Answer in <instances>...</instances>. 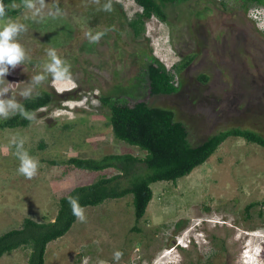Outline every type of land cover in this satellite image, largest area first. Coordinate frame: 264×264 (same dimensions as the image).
Returning <instances> with one entry per match:
<instances>
[{"label":"rangeland","instance_id":"1","mask_svg":"<svg viewBox=\"0 0 264 264\" xmlns=\"http://www.w3.org/2000/svg\"><path fill=\"white\" fill-rule=\"evenodd\" d=\"M34 3L38 12L25 8L10 16L26 26L13 38L25 57L15 66L7 65L0 88L7 86L8 91L0 99L20 104L47 90L53 100L30 112L34 115L28 125L0 128V235L22 226L25 217L54 220L60 198L74 187L119 172L114 167L90 170L53 161L100 158L107 153L145 156L146 151L115 137L103 96L174 109L193 144L231 126L264 133L259 118L264 113V84L252 82L254 74L259 78L260 71L264 73V65L235 64L238 69L224 71L230 54L214 36L224 17L208 10V0L170 3L168 20L151 17L139 38L128 24L142 11L135 0ZM106 4L110 10H105ZM234 18L242 19L264 52V13L246 12ZM86 32L103 35L90 42ZM51 50L70 65L71 81L52 83L47 67ZM251 52L260 53L252 47ZM191 54L193 61L176 72L174 65ZM152 55L175 73L178 92L150 93L147 62ZM200 74L208 80L200 79ZM38 75L43 79L37 81ZM247 78L248 88L240 87ZM14 111L9 109L8 116ZM21 140L23 149H18ZM23 150L39 162L32 178L19 172L17 152ZM128 184L126 177L120 179V186ZM151 186L153 198L137 224L133 193L84 206L86 220L77 219L66 234L48 243L45 264H83L85 257L87 264L101 260L104 264H264L263 146L230 136L190 174ZM134 225L138 229L133 230ZM117 250L122 252L119 260L114 257ZM30 251L27 246L15 249L0 257V264H27Z\"/></svg>","mask_w":264,"mask_h":264},{"label":"trees","instance_id":"2","mask_svg":"<svg viewBox=\"0 0 264 264\" xmlns=\"http://www.w3.org/2000/svg\"><path fill=\"white\" fill-rule=\"evenodd\" d=\"M142 7L128 24L135 37H141L146 31V22L153 16L163 21L168 20L167 7L170 3L187 0H135ZM264 2V0H258ZM8 15H19L24 9L25 0H4ZM194 59L188 55L174 65L176 72L186 68ZM147 74L150 93L173 94L179 91L175 73L168 69L161 60L150 56L147 62ZM203 81L208 76L200 74ZM53 95L42 90L22 102L28 112L36 111L50 104ZM103 103L110 109V122L115 137L125 140L146 151L141 157L133 153H107L100 158L71 156L66 161L70 165L90 170H103L114 167L119 170L112 176H103L95 182L74 187L60 198L57 215L52 221H37L25 217L22 226L10 229L0 235V257L20 247L31 249L27 264H45L47 245L51 240L66 234L77 217L73 214L68 202L69 196L79 197L84 207L96 205L107 198H119L133 193V204L136 224L144 217L147 207L153 198L152 183L160 180L176 182L180 177L190 174L197 166L203 164L217 148L230 136L242 137L248 142L264 147V133L251 127L231 126L208 135L202 142L193 144L189 137L186 123L176 118L175 110L168 107L154 106L146 100L134 103L120 101L107 95ZM28 116L22 115L17 108L13 114L0 119V128L26 126ZM145 167L143 171L141 167ZM126 177L129 184L120 186V179ZM264 204V199L261 201ZM255 202L249 206L254 205ZM248 206V208H249ZM133 230L138 229L134 225ZM196 264H202L198 262Z\"/></svg>","mask_w":264,"mask_h":264},{"label":"clouds","instance_id":"3","mask_svg":"<svg viewBox=\"0 0 264 264\" xmlns=\"http://www.w3.org/2000/svg\"><path fill=\"white\" fill-rule=\"evenodd\" d=\"M43 6V5H41ZM24 7L26 9H35L36 8L34 0H25ZM105 10H110L111 5H104ZM35 13H33L34 15ZM24 18H27L25 16ZM26 26L21 20L13 19L8 15V7L4 3V0H0V64L3 67H0V82L4 81V74L9 71L7 65L11 64L15 66L17 63L24 60L25 52L21 44L14 40L13 38L20 32L21 29H24ZM85 35L89 37L90 42H96L103 35L102 32H96L95 35H92L90 32H86ZM51 62L48 64V70L52 73L54 79L53 84H61L71 81V75L69 73L70 65L67 64L60 56L56 54L55 50L50 51ZM37 81L43 79V76H36ZM8 87L0 88V94L7 92ZM23 95H28L27 92H24ZM19 109L24 116L31 117L34 113H30L24 109L23 105L18 104L14 99H0V115L7 117L9 114V109ZM18 149H23V140L20 141ZM17 154L21 159V166L19 172L24 174L27 178H32L37 173L38 160L30 155L28 151H18ZM68 202L72 208L73 214L77 217L79 221H85V209L79 203V197L69 196ZM122 256V252L117 250L114 253L115 259L119 260ZM83 264H87V257L84 258ZM99 264H104V261H100Z\"/></svg>","mask_w":264,"mask_h":264},{"label":"flooded vegetation","instance_id":"4","mask_svg":"<svg viewBox=\"0 0 264 264\" xmlns=\"http://www.w3.org/2000/svg\"><path fill=\"white\" fill-rule=\"evenodd\" d=\"M208 3V10L211 13L219 12V15L224 17L219 21L221 29L216 31L214 35L216 42L222 44L224 49L229 52L231 57V59L229 57V59L225 60L227 67L224 68V71L227 72V69H229L233 72L235 68L238 69L239 67L235 66V64L242 66L249 63L258 67L264 65V52L261 49V42H255V40L251 38V34L249 33L246 25L242 23L241 18L239 20L234 18L237 15L241 17L246 12L251 15V12L253 13L254 11H256L257 15L259 14L261 16L264 13V2L258 0H208ZM232 4H234V6ZM251 47L252 49L255 48L256 50H259L260 53L257 56H253ZM237 56L238 58H236ZM236 60L239 62H235ZM243 73L244 72L240 71L241 75H244ZM245 74L247 75V73ZM253 77L254 78L252 82L263 86V72L260 71L259 78H256L255 74ZM249 85L250 83L248 78L245 83H240V87L243 86L248 88L247 86ZM259 118L264 121V113L259 116Z\"/></svg>","mask_w":264,"mask_h":264}]
</instances>
